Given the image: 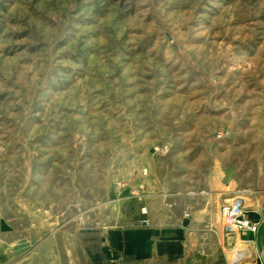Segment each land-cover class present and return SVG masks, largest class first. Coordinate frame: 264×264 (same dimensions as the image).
I'll return each mask as SVG.
<instances>
[{
	"label": "rangeland",
	"instance_id": "rangeland-1",
	"mask_svg": "<svg viewBox=\"0 0 264 264\" xmlns=\"http://www.w3.org/2000/svg\"><path fill=\"white\" fill-rule=\"evenodd\" d=\"M194 193L264 223V0H0V218L53 264H264L154 254Z\"/></svg>",
	"mask_w": 264,
	"mask_h": 264
},
{
	"label": "crops",
	"instance_id": "crops-1",
	"mask_svg": "<svg viewBox=\"0 0 264 264\" xmlns=\"http://www.w3.org/2000/svg\"><path fill=\"white\" fill-rule=\"evenodd\" d=\"M191 196L203 200H190L183 210L177 207L172 218L165 215L159 218L152 214L154 228L172 232L156 237L153 249L156 256L183 262L189 258L192 261L199 255L216 256L222 249L225 253L228 244L239 245L241 241L253 248V262L260 259L264 263V223L258 232L250 233L246 238L240 232L222 234L217 223V202L201 198L200 193ZM182 212L188 215L184 216ZM25 214L30 219L23 223L20 216L0 218V264H53L54 241L50 225L36 214Z\"/></svg>",
	"mask_w": 264,
	"mask_h": 264
},
{
	"label": "built area",
	"instance_id": "built-area-1",
	"mask_svg": "<svg viewBox=\"0 0 264 264\" xmlns=\"http://www.w3.org/2000/svg\"><path fill=\"white\" fill-rule=\"evenodd\" d=\"M222 220L227 221L226 225H233L236 229L240 231H256L257 226L249 221L245 216V206L243 205L240 198L234 201V203H228L223 206ZM149 224V222H147ZM225 224V223H224Z\"/></svg>",
	"mask_w": 264,
	"mask_h": 264
},
{
	"label": "bare ground",
	"instance_id": "bare-ground-1",
	"mask_svg": "<svg viewBox=\"0 0 264 264\" xmlns=\"http://www.w3.org/2000/svg\"><path fill=\"white\" fill-rule=\"evenodd\" d=\"M238 198H240V197H237V198H235V200L234 201H236V200H238ZM241 199V198H240ZM232 203H234V202H232ZM225 223V224H224ZM228 222L227 221H225V219H224V222H223V224L225 225V226H228V225H226ZM230 226L229 227H233V225H231V224H229ZM234 228V227H233ZM236 230H237V232H241L239 229H237L236 228ZM230 232V231H229ZM233 253H232V256H231V264H241L243 261H244V259H245V256H248V255H246L247 253H248V250H245V249H242V248H236V249H234L233 251H232ZM231 254V253H230ZM247 261V260H246Z\"/></svg>",
	"mask_w": 264,
	"mask_h": 264
}]
</instances>
